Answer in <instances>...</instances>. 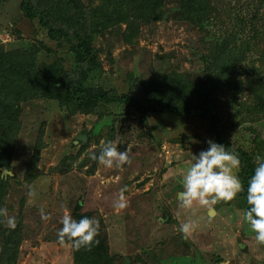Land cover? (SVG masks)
<instances>
[{"label":"rangeland","instance_id":"374dc122","mask_svg":"<svg viewBox=\"0 0 264 264\" xmlns=\"http://www.w3.org/2000/svg\"><path fill=\"white\" fill-rule=\"evenodd\" d=\"M243 1L251 6L255 3ZM261 9L264 15V7ZM178 10V0H167L164 19L143 24L134 45L123 41L125 26L101 36L96 46L102 50L105 74L99 81L122 93L126 92L129 74L143 79L171 72L200 76L202 57L212 51L213 33H230L235 26L228 18L223 20L227 15L223 11L217 18L218 26L212 25L210 32L203 31L178 21ZM39 41L58 53L48 56L41 52L43 66L61 59L70 70L73 61L68 46L51 41L37 22L26 19L20 0H0V43L13 50ZM256 43L258 50L248 59L264 71V43ZM232 95L225 91L219 100L225 125L234 122L231 119L236 110L228 105ZM243 97L239 100L245 102ZM107 109L113 113L112 118L119 112L113 107ZM244 117L252 119L244 114L237 122ZM112 118L96 114L69 116L54 102L37 100L24 106L12 169H7L16 178L8 196L7 216L15 223L21 219L24 226L18 264H73L72 246L61 245L57 231L65 211L73 217L78 203L82 205L81 212L95 217L98 230L108 235L111 253L119 257L117 264H264V245L257 243L242 218L245 201L239 194L233 201L218 202L212 209L179 207L182 176L193 154L207 149L210 139L219 143L209 132L210 123L169 113L152 114L146 124L131 118L121 126V120L113 124ZM111 125L115 129L112 136ZM84 132L91 133L92 139L82 150L83 142H75ZM41 135L44 149L39 177L27 185L24 175ZM228 139L235 148H244L253 157L264 154V114L238 124L229 131ZM102 140L117 141L120 150L131 145V164L106 168L97 163L92 173L96 162L91 157L99 154ZM239 172L240 167L237 175ZM125 185L127 206L117 210L114 202ZM29 191L36 194L31 203ZM41 207L49 216L47 220L41 219ZM211 211L214 215H210ZM188 218L198 222L185 236L179 224Z\"/></svg>","mask_w":264,"mask_h":264},{"label":"trees","instance_id":"16d2710c","mask_svg":"<svg viewBox=\"0 0 264 264\" xmlns=\"http://www.w3.org/2000/svg\"><path fill=\"white\" fill-rule=\"evenodd\" d=\"M166 2L20 0V9L26 19L37 22L51 41L68 46L73 63L70 70L66 69L61 59L43 66L41 52L48 56L58 53L41 41L13 50H7L0 43V207L7 208L12 183L16 181L12 175L3 176L2 168L11 171L24 106L37 100L54 102L69 116L96 114L101 118L104 115L112 118L113 113L107 108L113 107L119 110L112 118L113 124L117 119L118 122L121 120V126L131 118L146 124L150 115L164 113L210 123L209 132L216 140L239 154L241 165L238 176L246 190L255 167L254 157L244 148H235L228 139V133L238 124L264 114V71L255 66V61L248 59L258 50L256 41L264 43V15L261 14L264 0H255L253 6L243 0H178L179 10L175 18L180 22H188L210 32L212 25L218 26L217 18L225 11L227 17L224 16L223 20L228 18L235 26V31L230 33L221 35L220 30L219 35L213 33L212 51L202 57L204 67L198 77L171 72L154 73L149 79H143L129 74L125 80L126 92L122 93L105 87L99 81L105 71L102 50L96 46L97 40L125 26L123 41L134 45L143 24L164 19ZM225 91L233 94L228 105L236 110L231 119L234 122L230 125H225L219 104ZM240 96L246 101H240ZM244 114L252 119L244 117L237 122ZM114 130L112 126L111 136ZM84 133L88 142L82 141V150L88 148L92 139L91 133ZM43 149L41 135L24 175L27 185H32L39 177ZM95 162L92 173L98 163ZM239 196L244 199L245 192ZM81 211L82 205L78 203L73 218L92 217ZM15 224V228H9L6 218L0 216V264L19 262L24 226L21 219ZM95 240L98 243L93 242L90 247L77 249L71 245L73 264H117L119 257L111 253L108 235L98 230Z\"/></svg>","mask_w":264,"mask_h":264},{"label":"clouds","instance_id":"9594fccd","mask_svg":"<svg viewBox=\"0 0 264 264\" xmlns=\"http://www.w3.org/2000/svg\"><path fill=\"white\" fill-rule=\"evenodd\" d=\"M132 147L129 145L120 150L117 141H101L99 154H93L92 159L106 168H122L130 165ZM255 167L247 181L246 190L236 173L241 165L239 154L230 150L223 144L208 140V147L198 155L192 157V161L182 176V193L180 194L179 207L192 209L195 205L206 209H212L218 202L233 201L238 194L245 192L247 207L242 209L243 220L248 224L254 234L257 243L264 245V154L257 153L254 156ZM128 191L125 185L114 202L117 210L127 206L125 193ZM36 194L29 191V203ZM41 219L47 220L48 214L44 208L40 209ZM0 216L6 218L9 228H15V219L7 216V209L0 207ZM197 220L188 218L179 224L180 233L185 236L191 234L197 226ZM62 227L57 231L58 242L64 245L66 242L79 249L90 247L98 232L99 221L95 217L73 218L65 211L61 221Z\"/></svg>","mask_w":264,"mask_h":264},{"label":"water","instance_id":"95a60500","mask_svg":"<svg viewBox=\"0 0 264 264\" xmlns=\"http://www.w3.org/2000/svg\"><path fill=\"white\" fill-rule=\"evenodd\" d=\"M80 141H83V142H87L88 141V136L87 135H80L78 138H77V141L75 142V144H78ZM2 173H3V176L7 177V176H11V173L7 170V168H2ZM214 211H211V214L210 215H214Z\"/></svg>","mask_w":264,"mask_h":264}]
</instances>
